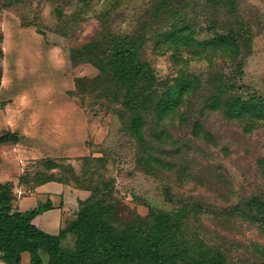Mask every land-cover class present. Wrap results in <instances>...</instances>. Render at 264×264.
Wrapping results in <instances>:
<instances>
[{
  "label": "rangeland",
  "instance_id": "obj_1",
  "mask_svg": "<svg viewBox=\"0 0 264 264\" xmlns=\"http://www.w3.org/2000/svg\"><path fill=\"white\" fill-rule=\"evenodd\" d=\"M235 1L233 9L230 0H89L76 23L69 18L75 4L60 14L57 0H0V118L15 115L0 133L24 127L17 124L19 106L33 104L38 114L57 106L52 122L39 117L36 141L18 132L17 143L0 149L6 167L30 183L51 177L100 189L120 223L146 217L150 208L171 211L199 201L203 223L191 222L192 228L220 246L230 264H254L252 243L263 244L264 231L232 213L245 197L264 192V119L210 110L205 82L170 116L143 112L136 134V110L110 94L117 86L98 78L92 62L71 57L72 48L99 40L104 28L131 32L159 81L183 71L211 74L230 82V94L264 99V0ZM45 138L56 139L55 153L48 155ZM167 187L175 202L168 201Z\"/></svg>",
  "mask_w": 264,
  "mask_h": 264
},
{
  "label": "trees",
  "instance_id": "obj_2",
  "mask_svg": "<svg viewBox=\"0 0 264 264\" xmlns=\"http://www.w3.org/2000/svg\"><path fill=\"white\" fill-rule=\"evenodd\" d=\"M68 3L77 7L69 18L79 23L89 0H57L60 14ZM230 5L235 9L236 1L230 0ZM109 13L110 8L104 15ZM86 45L72 48L71 57L92 62L100 70L98 78L117 86L110 94L124 106L136 110L133 125L136 134L141 135L143 130V112L152 109L159 120L170 116L205 82L212 92V102L207 104L210 110L223 111L229 118L264 119V99L253 94H230L233 89L230 82L218 80L214 75L204 78L183 71L159 81L151 63L141 58L139 44L131 32L104 28L99 40L93 38ZM160 84L165 88L164 95H159ZM20 139V134L15 131L0 133V145L17 143ZM139 159L155 169L144 154ZM153 161L158 163L157 158ZM49 180L67 183L51 177L30 183L26 177L20 176L18 185L35 187ZM14 189L13 181L0 182V260L6 264H230L220 246L200 237L192 228L191 222L203 223L199 216L202 210L199 201L171 211L150 208L148 216L120 223L118 210L107 195L100 193V189L90 191L85 188L90 195L79 201L76 217L59 233L53 234L33 222L38 214L52 208L51 201L22 211L15 205L17 194ZM166 193L168 201L175 202L170 188H166ZM234 210L232 214L264 231L263 191L245 197L242 205ZM70 235L73 244H64ZM252 244L257 252L254 264H264V243L255 241Z\"/></svg>",
  "mask_w": 264,
  "mask_h": 264
},
{
  "label": "crops",
  "instance_id": "obj_3",
  "mask_svg": "<svg viewBox=\"0 0 264 264\" xmlns=\"http://www.w3.org/2000/svg\"><path fill=\"white\" fill-rule=\"evenodd\" d=\"M32 105L33 104H28V105L24 104L22 106H19L18 111L16 112L17 124L20 126L21 125L24 126L23 128L20 127L17 128L16 130L17 132L25 136L24 140L29 142L36 141L33 132L35 126L39 123V117L44 118L46 122L48 121L49 123L52 122L54 119H56V114H57V112L55 111L57 106L55 104L50 106L46 105L45 111L41 112V114H38L35 107ZM52 108L53 111L51 112L50 110ZM14 116L15 115L12 114L11 116L9 115L8 118H5V116L1 117L0 125L11 124L12 122L10 121V119L11 118L14 119ZM13 122L16 123V121L14 120ZM16 130H12V131H16ZM45 139H47L46 141H48V143L46 144L48 146V155H51V153H49L51 152V149L52 152L55 153L56 139L55 138L52 139L45 138ZM12 144L13 143H4L0 145V149L4 148L5 145L10 146ZM29 147L31 150L27 149V151L32 152L34 150V147L32 148L31 145H29ZM26 154L27 153L25 152L24 155ZM4 160H5L4 158H0V182L13 181L15 183L14 190L17 194V200L15 202V205L18 209L25 211L37 206L40 203L39 197H47V200L51 201L53 205L52 208L38 214L33 220V222L37 224L38 227H40L44 231L53 234L59 233L60 229L68 221L76 217V211L79 208V201L86 199L90 195V191L87 189L75 187L70 184L56 180L45 181L35 187L18 185V177H15L16 175H13L14 172L9 169L11 165H8V167H6L5 163L3 162ZM70 237L72 236L70 235L69 238Z\"/></svg>",
  "mask_w": 264,
  "mask_h": 264
}]
</instances>
